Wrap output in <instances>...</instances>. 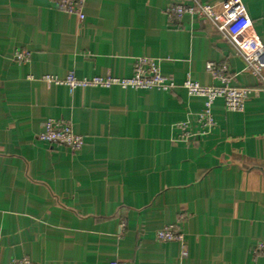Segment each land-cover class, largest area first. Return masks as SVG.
<instances>
[{
	"label": "crops",
	"instance_id": "crops-1",
	"mask_svg": "<svg viewBox=\"0 0 264 264\" xmlns=\"http://www.w3.org/2000/svg\"><path fill=\"white\" fill-rule=\"evenodd\" d=\"M179 2L85 0L80 21L50 0H0V264H264V94L241 112L215 100L210 132L174 142L176 124L195 126L203 108L183 81L219 85L207 62L231 86L258 88L208 22L184 15L171 26L166 8ZM241 3L264 44V0ZM139 58L177 87L70 90L43 79L127 78ZM49 118L69 122L79 152L37 139ZM167 225L182 242L155 238Z\"/></svg>",
	"mask_w": 264,
	"mask_h": 264
},
{
	"label": "built area",
	"instance_id": "built-area-1",
	"mask_svg": "<svg viewBox=\"0 0 264 264\" xmlns=\"http://www.w3.org/2000/svg\"><path fill=\"white\" fill-rule=\"evenodd\" d=\"M50 2L57 10L74 15L80 21L83 20L85 0H50ZM166 14L173 27H178L179 21L184 15L208 22L219 38L231 45L235 54L242 59L245 70L256 79L258 85V88L253 90L231 86L225 70L214 62H207L205 70L213 80L219 82V85L205 86L190 79L184 80L180 87L189 96L203 99V108L195 118V126L190 122L179 123L175 126L177 135L174 142L191 144L207 135L214 127L212 105L215 100L221 99L226 111L241 112L244 110L245 102L250 94L256 95L258 91L264 94V64L262 61L264 44L255 34L241 0H222L216 4L203 3L200 0H181L179 3L169 5L166 8ZM172 20L177 23L174 24ZM13 58L22 62L26 60L27 54L16 50ZM43 79L56 85H64L70 90L117 86L122 89H156L169 93L177 87L171 78L160 72L156 61L148 58L135 60L133 73L127 78L111 76L77 78L70 72L63 79L51 76H45ZM37 139L50 145L64 146L72 153L79 152L84 144L83 138L73 132L69 122L52 118L44 121L42 131L38 134ZM155 238L163 242L183 241L182 233L176 225L164 226L156 232ZM257 249L263 251L264 245L260 244ZM186 255V251L182 250V256ZM9 264L33 263L27 258H18L12 259ZM110 264L119 263L114 261Z\"/></svg>",
	"mask_w": 264,
	"mask_h": 264
}]
</instances>
